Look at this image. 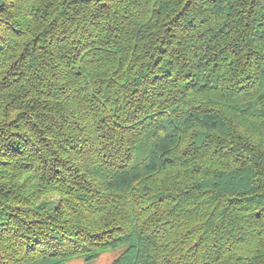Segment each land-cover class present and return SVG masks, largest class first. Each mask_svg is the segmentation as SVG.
Listing matches in <instances>:
<instances>
[{"label": "trees", "instance_id": "16d2710c", "mask_svg": "<svg viewBox=\"0 0 264 264\" xmlns=\"http://www.w3.org/2000/svg\"><path fill=\"white\" fill-rule=\"evenodd\" d=\"M264 264V0H0V264Z\"/></svg>", "mask_w": 264, "mask_h": 264}, {"label": "rangeland", "instance_id": "374dc122", "mask_svg": "<svg viewBox=\"0 0 264 264\" xmlns=\"http://www.w3.org/2000/svg\"><path fill=\"white\" fill-rule=\"evenodd\" d=\"M123 250H124L123 247H119L102 253L95 260L88 261L83 258H74L64 264H113L115 259L121 255Z\"/></svg>", "mask_w": 264, "mask_h": 264}]
</instances>
